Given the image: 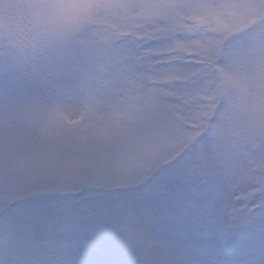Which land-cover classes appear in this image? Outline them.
<instances>
[{"label":"clouds","instance_id":"1","mask_svg":"<svg viewBox=\"0 0 264 264\" xmlns=\"http://www.w3.org/2000/svg\"><path fill=\"white\" fill-rule=\"evenodd\" d=\"M21 7L0 0V83L32 81L0 89V264H264V0ZM87 41L120 69L106 136L44 70Z\"/></svg>","mask_w":264,"mask_h":264},{"label":"rangeland","instance_id":"2","mask_svg":"<svg viewBox=\"0 0 264 264\" xmlns=\"http://www.w3.org/2000/svg\"><path fill=\"white\" fill-rule=\"evenodd\" d=\"M22 11L24 0H9ZM13 23L11 17L6 16L0 9V28ZM50 73L52 80L58 85L61 100L69 102L68 107L62 109L66 113H79L81 120L95 124L97 119V97L110 96L116 91V79L119 75V66L111 55L95 41H87L83 48L58 55L50 67L44 69ZM31 78L9 77L7 83H0V89L16 90L31 86ZM71 104V105H70ZM123 114L117 112L112 121V126L105 127L95 124V133L106 136L119 127ZM69 124L77 123L68 120ZM122 134H131V129L121 130ZM88 129L82 128L86 136Z\"/></svg>","mask_w":264,"mask_h":264},{"label":"bare ground","instance_id":"3","mask_svg":"<svg viewBox=\"0 0 264 264\" xmlns=\"http://www.w3.org/2000/svg\"><path fill=\"white\" fill-rule=\"evenodd\" d=\"M68 105H69V102L68 101H66V100H60V106H61L62 109H65L66 110V108L68 107Z\"/></svg>","mask_w":264,"mask_h":264}]
</instances>
